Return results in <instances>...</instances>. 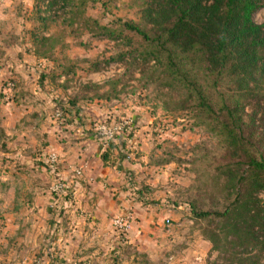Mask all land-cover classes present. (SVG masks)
<instances>
[{
    "label": "rangeland",
    "instance_id": "1",
    "mask_svg": "<svg viewBox=\"0 0 264 264\" xmlns=\"http://www.w3.org/2000/svg\"><path fill=\"white\" fill-rule=\"evenodd\" d=\"M41 4L0 0V123L1 118L9 121L5 113L9 103L19 104L28 90L36 96V89L43 92L42 102L48 97L53 102V110L45 115L50 122L67 124L82 116L92 132L127 135L126 129L132 131L131 143L117 159L130 173L129 206L123 213L118 210L111 224L116 216L129 213L130 228L123 240L129 231L134 236L147 231L148 237L140 243L144 252L136 251L140 263L219 264L222 259L202 232L206 220L197 219L193 208L224 207L218 186L209 182L223 149L181 104L183 87L169 88L156 61L143 59L148 42L121 26L139 20L141 0H68L60 14L46 22L38 18ZM253 20L264 21V7L254 12ZM93 22L117 29L120 37L98 35L91 29ZM96 65L100 68L94 71ZM86 85L99 88L86 89ZM56 108L63 111L62 120L53 119ZM103 143L102 152L107 146ZM48 156L55 165L47 166L56 172L58 155ZM76 171L82 172L81 167L72 173L82 175ZM55 179L53 184L65 182L63 192H54L50 186L49 190L57 198L71 195L72 182ZM55 208L50 210L56 212ZM160 241L166 243L161 247ZM178 256L183 261L177 262ZM37 258L33 264H39Z\"/></svg>",
    "mask_w": 264,
    "mask_h": 264
},
{
    "label": "trees",
    "instance_id": "2",
    "mask_svg": "<svg viewBox=\"0 0 264 264\" xmlns=\"http://www.w3.org/2000/svg\"><path fill=\"white\" fill-rule=\"evenodd\" d=\"M37 1L43 22L68 3ZM263 7L264 0H141L139 20L121 24L148 42L143 59L156 61L169 88L183 87L181 104L223 149L209 182L218 186L224 207L193 208L206 220L202 232L219 264H264V21L253 20ZM92 28L107 39L120 37L117 29L94 22ZM78 122L87 136L107 142L104 166L116 165L134 137L125 128L127 135L116 131L108 139L82 117Z\"/></svg>",
    "mask_w": 264,
    "mask_h": 264
},
{
    "label": "crops",
    "instance_id": "3",
    "mask_svg": "<svg viewBox=\"0 0 264 264\" xmlns=\"http://www.w3.org/2000/svg\"><path fill=\"white\" fill-rule=\"evenodd\" d=\"M29 92L19 104L9 103V121L0 123V264H33L36 257L39 264H144L136 251L144 252L140 243L147 231H129L123 240L111 224L129 206L128 170L121 162L101 163L104 141L86 135L78 122L82 116L67 124L50 122L45 115L53 102H42V90L33 97ZM82 122L90 128L83 117ZM53 152L60 163L56 172L46 165ZM75 167L82 175L75 177ZM56 176L72 182L70 199L49 190Z\"/></svg>",
    "mask_w": 264,
    "mask_h": 264
},
{
    "label": "built area",
    "instance_id": "4",
    "mask_svg": "<svg viewBox=\"0 0 264 264\" xmlns=\"http://www.w3.org/2000/svg\"><path fill=\"white\" fill-rule=\"evenodd\" d=\"M11 87V86H10ZM9 87V88H10ZM63 111L59 108H56L52 114V117L54 120H62L63 119ZM98 134H100L101 136H104L108 139L113 138L115 133H113L112 131H108L105 132V130H103L102 132H97ZM50 157L48 156L46 159V165L49 166V164L51 166H54V162L50 161L49 159ZM52 158V157H51ZM76 173H81V171H76ZM65 182L62 180H58L56 181L52 187L51 190L54 192L60 191L63 192L64 187H65ZM167 224H170V219L166 218L165 219ZM130 222H131V214H122L120 216H116L113 220H112V224L114 229L119 233L120 236H122V238L125 236V233L129 230L130 228Z\"/></svg>",
    "mask_w": 264,
    "mask_h": 264
}]
</instances>
